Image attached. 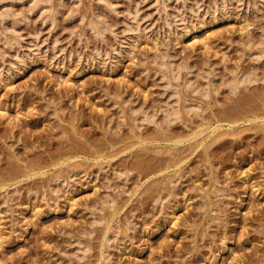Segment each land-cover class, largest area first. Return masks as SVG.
Returning a JSON list of instances; mask_svg holds the SVG:
<instances>
[{
    "label": "rangeland",
    "instance_id": "374dc122",
    "mask_svg": "<svg viewBox=\"0 0 264 264\" xmlns=\"http://www.w3.org/2000/svg\"><path fill=\"white\" fill-rule=\"evenodd\" d=\"M0 264H264V0H0Z\"/></svg>",
    "mask_w": 264,
    "mask_h": 264
},
{
    "label": "bare ground",
    "instance_id": "6f19581e",
    "mask_svg": "<svg viewBox=\"0 0 264 264\" xmlns=\"http://www.w3.org/2000/svg\"><path fill=\"white\" fill-rule=\"evenodd\" d=\"M206 36H207V35H205V36L203 35V37H202L203 41L206 40ZM239 78H240V77H238V81H240ZM249 80H251V79H249ZM238 81H236V82L238 83ZM234 84H235V83H234ZM234 86H235V85H234ZM175 107H176V106H175ZM174 109H175V108H174ZM176 110H177V108H176L174 111L176 112ZM206 126H207V125H206ZM205 128H206V127H205ZM203 130H204V129H202L201 131H203Z\"/></svg>",
    "mask_w": 264,
    "mask_h": 264
}]
</instances>
